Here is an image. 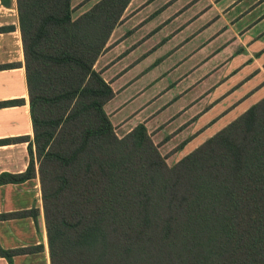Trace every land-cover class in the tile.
Instances as JSON below:
<instances>
[{"label":"trees","instance_id":"obj_1","mask_svg":"<svg viewBox=\"0 0 264 264\" xmlns=\"http://www.w3.org/2000/svg\"><path fill=\"white\" fill-rule=\"evenodd\" d=\"M71 1L16 0L33 141L23 172L0 173V185L38 176L49 264H264V96L168 165L145 122L115 133L116 91L95 68L131 0L76 18ZM38 215L0 220L38 228Z\"/></svg>","mask_w":264,"mask_h":264},{"label":"rangeland","instance_id":"obj_2","mask_svg":"<svg viewBox=\"0 0 264 264\" xmlns=\"http://www.w3.org/2000/svg\"><path fill=\"white\" fill-rule=\"evenodd\" d=\"M122 17L95 63L105 110L119 137L145 122L168 165L264 96V0H132Z\"/></svg>","mask_w":264,"mask_h":264},{"label":"crops","instance_id":"obj_3","mask_svg":"<svg viewBox=\"0 0 264 264\" xmlns=\"http://www.w3.org/2000/svg\"><path fill=\"white\" fill-rule=\"evenodd\" d=\"M177 134L171 133L172 136L166 142ZM6 139L14 140L1 141ZM32 141L33 128L16 0H11L9 6L0 1V173L23 172L29 161L27 147ZM34 206L39 208L38 218L42 216L41 222L38 219V228L31 216L0 220L2 248L39 244L43 246L41 251L13 256L12 264H49L40 184L36 176L24 182L0 185V213L30 209ZM0 264H8L7 259L0 256Z\"/></svg>","mask_w":264,"mask_h":264}]
</instances>
